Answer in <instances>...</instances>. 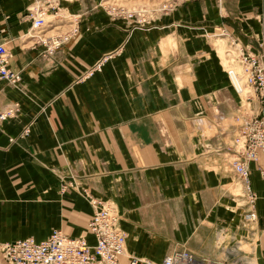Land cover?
<instances>
[{"label":"crops","instance_id":"0c3cea01","mask_svg":"<svg viewBox=\"0 0 264 264\" xmlns=\"http://www.w3.org/2000/svg\"><path fill=\"white\" fill-rule=\"evenodd\" d=\"M30 2L13 0L9 23L0 16V42L22 75L21 88L0 80V111L19 102L14 115L0 120V240H42L60 228L94 243L84 232L91 204L73 189L60 190L63 179L75 177L116 204L128 256L160 263L171 246L208 256L190 238L208 243L214 226L233 224L242 208L228 190L231 176L201 164L220 155L202 152L218 145L205 148L203 132L229 118L239 96L228 64L226 74L197 30L255 20L264 0L204 1L194 14L186 4L145 27L109 15L97 0H58L63 31L70 29L68 18L81 15L78 30L52 55H43L45 46L26 33L32 20L22 16ZM53 11L48 18L55 21ZM262 33L242 42L264 60ZM106 55L100 70L78 78ZM27 126L29 134L21 136ZM249 166L258 194L256 253L264 264V153Z\"/></svg>","mask_w":264,"mask_h":264},{"label":"built area","instance_id":"2783aa9c","mask_svg":"<svg viewBox=\"0 0 264 264\" xmlns=\"http://www.w3.org/2000/svg\"><path fill=\"white\" fill-rule=\"evenodd\" d=\"M52 9L56 15L55 21L46 19V15ZM107 9L110 10L108 7ZM118 9L116 8V13L112 10L108 12L111 15L131 16V13L123 8L121 11ZM58 11V0H36V4L31 6L26 13V18L32 20L31 29L40 31L38 35H35V40L45 46L43 55L54 54L78 30L81 13L75 16L74 26L70 30L61 31L57 28L53 33H46L48 23L61 25ZM232 40L237 43L234 38ZM239 47L241 51L238 54V61L241 64L246 85L249 87L244 100L252 107L250 112L241 113L237 118L239 123L234 126L235 133L231 143L225 142L220 149L211 148L206 152H217L223 156L235 179L242 185L241 196L244 201L242 221L251 227L257 219V213L255 209L256 192L249 182V163L257 161L259 154L264 153V60L260 54L248 51L242 46ZM11 55L7 44L0 42V80H6L14 86L21 87L22 75L20 71L11 68ZM101 66L102 60L97 61L82 73L81 78L90 75L94 70L101 69ZM228 74H231L230 71ZM230 77L235 90L241 94L240 87L234 83L233 77ZM18 108L19 102L17 101L5 107L0 111V120L14 115ZM29 130L27 126L22 134L27 135ZM260 173L264 176V169H260ZM73 182L71 184L77 189L76 181ZM81 189L88 196V201L93 208L87 229L93 234L94 243L90 244L84 235H70L60 228H55L47 238L42 240H37L32 236L0 240V256L3 264H123L121 258L126 254L127 235L120 225L117 208L113 203L93 195L89 187H81ZM225 231V229H220L218 232L223 233L225 237ZM224 237L218 243V247L224 242ZM247 237L249 244L253 245L251 238ZM251 256L253 257L251 251L239 248L220 258L199 256L182 246L169 249L160 264H253ZM126 257V264H142L143 262L135 255H126Z\"/></svg>","mask_w":264,"mask_h":264},{"label":"rangeland","instance_id":"374dc122","mask_svg":"<svg viewBox=\"0 0 264 264\" xmlns=\"http://www.w3.org/2000/svg\"><path fill=\"white\" fill-rule=\"evenodd\" d=\"M12 1L13 0H0V10H2V11H0V16L4 17V20H3L4 23H9L8 20L11 19V17L14 15V14L12 15L13 11H11V7H10ZM65 1H69V0H65ZM204 1L205 2L210 1V3H215V2L218 3L219 0H105V1L104 0L103 1L97 0V2H98L97 6L102 7L103 10L106 13H108L109 15H111V14L108 11H110V10L113 11V9H114L113 13H116V8H119L118 9L119 11H121V9L123 8V10L131 13V16H127L131 19V22H130L131 25L145 27V26L154 25L155 23H157L156 20L158 19L157 18L158 16L169 15V14L173 13L177 8H182L186 4H188V8L191 7L189 9V11L192 14H194V11L196 12V10H194V9H198V11H199V3L203 4ZM35 4H36V0H31V2L29 4H27L28 5L27 11L31 6H33ZM193 5L195 7H193ZM262 6H263V9H260V12L258 14H255L256 15L255 17H257L256 18L257 20L255 19L256 21L253 19H250V20L239 19V21L237 20L236 23L232 24L233 26H231V24L229 22H225L224 23L225 25H220V27L218 25H214V26H210L209 28L197 30L198 32H201L204 35L203 40L207 41L211 45L212 51L219 58V61H220L221 65L224 67L226 74H227V68H226L224 63L228 64L227 65L228 72H229V70L234 71L232 74L233 80H235V78H234V75H235L238 79L236 84L240 87L241 92H242L241 94L235 92L239 96V102H238V106H236L234 108V110H232L233 111L231 113L232 115L229 118L225 117V120L223 122L221 121L219 124H217L216 125L217 127L215 130H213L211 132H207V133L203 132V135L205 137L204 138L205 141L203 142V144H205V148H206V145L209 147L210 144H214V142H216V144H218L215 147L210 146V148H208V150L211 148H216L217 146L219 148V146L221 147V145H223L225 142L231 143L232 138H233L234 133H235L232 129L233 128L232 126H236L239 123V119H237V118L240 117L241 113L250 112V108L252 107V105L250 107L249 103L244 100V95L246 94V91L249 89V87L246 85L245 77L240 74L242 69H241V64L238 61V54L240 53V47L239 46L244 47V45H245L242 41H244L245 39L250 40V38H254L256 33H257V35L263 34L262 32H264V3ZM107 7L110 8V10H108ZM50 13H51V11L48 12V14H50ZM70 13H76V12H70ZM112 16H114V15H112ZM22 17L25 18L26 14H24ZM51 18L54 19V17H51ZM71 19L72 18H68L70 25L72 24ZM6 20H7V22H6ZM48 20H50V18H48ZM65 21H66V19L61 17V20L59 21V22H61L60 23L61 25L57 24V26H56V24H52L53 22H50V23H48L46 28L48 31H52L51 33H53L57 28H60L61 31H63L62 26L65 23ZM232 27H234L235 29ZM69 28H71V26ZM197 28H199V27H197ZM30 31H31L30 26H28L26 33H28L30 35V33H31ZM251 35H253V36H251ZM232 38L237 40L236 41L237 43H235L232 40ZM219 42L221 43L220 45H219ZM167 46H168V48H170V46H172V48H175V42L173 41V39L167 40ZM219 46L221 49L220 53L218 50ZM110 55H106L100 59V61L102 60V64L109 58ZM179 55H180V53H179ZM104 58H107V59L104 60ZM98 70H100V69H98ZM78 78L81 79V75ZM16 87L21 88L19 86H16ZM218 128H221V130ZM167 132H168V130L166 129V134L164 136V137H166V142L169 141V136H170L169 133H167ZM24 135H26V134L21 133V136H24ZM219 135H222V138H219L218 137ZM212 137L214 140H210V138H212ZM220 139L223 142H220ZM207 143H210V144H207ZM218 148H216V149H218ZM204 151H207V149L202 150V152H204ZM201 164L203 165V167H206V169H212V170H216V171L226 172V173H228L227 175L231 176L229 184H227V187H228V190L233 195L234 205H236L237 208L239 206L242 209H238V210H240L239 211L240 214H239L237 221L235 219H233V221H234L233 224H230V225L217 224V225H215L213 235H212V239L208 243H206V237L202 238V239L200 238L199 240H195L193 238V236L190 238V242H192L194 245L198 246L199 248H202V249L207 248L208 252H209V254H207V255L211 256V257H219V258L223 257L226 253L234 251L236 248H239V249H242L245 251H251L253 253V257L251 256L252 263L253 264H260L258 261L257 253H256L257 252V243H258V235H257L256 227H255L256 221H254V223H252L251 227H250V225L248 227L247 224L243 223V221H242V211L244 209V201H243L242 196H241L242 189H243L242 185L239 183V181H237L235 179V177L232 173V170L227 166L226 161H225L223 156L215 155V154H214V156L211 155L209 157L203 158V160H201ZM260 175L264 179V176L261 173H260ZM73 181H76L75 177H73L72 179H68V178L63 179L61 182L62 187L60 190L67 191L68 189H73V190H75V192L77 194H79L85 200L88 201V196L82 192L81 187H86V186L89 187V185H86L85 183H82L81 181H78V182L76 181V184L78 185V187L76 189L74 187V185L71 184V182H73ZM257 198H258V194L256 193L255 206H256ZM103 200H106V199H103ZM106 201H109L116 206V204L113 201L108 200V199ZM255 209H256V207H255ZM256 213H257V211H256ZM119 215L121 217L120 213H119ZM220 229H225L226 235L224 237V242L221 244L220 247H218V243L221 241L220 236L224 235L223 233L218 232ZM238 229H242L243 230L242 233H240L238 231ZM248 231L252 232V234H249ZM84 232L85 233L87 232V223H86V227H85ZM125 232L127 234V231H125ZM247 236H249L251 238L250 240L253 241V245L249 244V242H248L249 240L247 239L248 238ZM204 239H205V242H204ZM171 248H173V246H171L169 249H171ZM130 255H133V254H129V256ZM137 257H139V256H137ZM139 258L142 259V257H139ZM143 260H145L146 264H149V263L160 264L161 263V262L158 263V261H156L157 262L156 263V262L152 261L151 259H143ZM0 264H3V259L1 256H0Z\"/></svg>","mask_w":264,"mask_h":264},{"label":"bare ground","instance_id":"6f19581e","mask_svg":"<svg viewBox=\"0 0 264 264\" xmlns=\"http://www.w3.org/2000/svg\"><path fill=\"white\" fill-rule=\"evenodd\" d=\"M102 1H103V0H102ZM104 1H105V0H104ZM113 11H114V9H113ZM58 13H59V11H58ZM59 15H60V18H61V14H60V13H59ZM52 16H54V19H56V18H55V16H56L55 14L52 15ZM47 17H48V14L46 15V19L48 20ZM74 17H75V16H72V17H71V18H72V19H71V20H72V21H71V23H72V24H71V28L74 26V22H75V18H74ZM57 20H58V19H57ZM69 30H70V29H69ZM30 32H32V34H31L30 36H31L32 38L35 39V38H36L35 35H38V33H39L40 31H39V30H33V29H31ZM48 32H49V31H48ZM73 35H74V34H73ZM71 36H72V35H71ZM70 38H71V37H70ZM66 42H67V41H66ZM240 51H241V49H240ZM106 59H107V58H104V60H106ZM229 71H230V73H231L230 76H232V74H233L234 71H233V70H229ZM242 73H243V70L240 72V74L243 75ZM243 76H244V75H243ZM232 77H233V76H232ZM236 85H237V84H236ZM237 86H238V85H237ZM240 90H241V89H240ZM236 92H237V91H236ZM240 93H242V92H240ZM28 134H29V133H28ZM28 134H27V135H28ZM217 148H218V147H217ZM219 148H220V146H219ZM115 207H116V206H115ZM50 234H51V233H50ZM126 235H127V234H126ZM32 237H33V236H32ZM223 237H224V235L220 236V240H222ZM35 239H36V238H35ZM125 253H126V254H125L123 257H126V255H127L126 244H125ZM127 256H128V255H127ZM123 257H122V258H123ZM122 258H121V260H122ZM142 260H143V259H142ZM143 261H145V260H143ZM122 263H123V262H122ZM142 263H143V262H142Z\"/></svg>","mask_w":264,"mask_h":264}]
</instances>
